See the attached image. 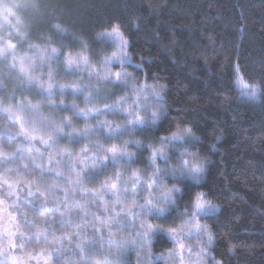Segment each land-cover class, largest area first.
Returning a JSON list of instances; mask_svg holds the SVG:
<instances>
[{
	"label": "trees",
	"instance_id": "trees-1",
	"mask_svg": "<svg viewBox=\"0 0 264 264\" xmlns=\"http://www.w3.org/2000/svg\"><path fill=\"white\" fill-rule=\"evenodd\" d=\"M40 1L31 42L22 47L24 55L32 53L33 47L43 49L49 36L58 41L59 36L52 26L60 24L68 30L64 42L72 45L71 49H64L65 54L69 50L74 54L79 52L82 41L88 45L90 60L96 63L106 46L100 39L101 34L111 31L114 25L119 26L124 39L129 42L127 53L131 64L127 67L145 82L157 83L164 88L163 114L154 126L132 132L118 129L109 137L99 121L119 123L116 115L105 113L87 119L73 115L81 109L86 112L88 107L84 102L86 89L80 86L83 80L78 78L79 75L66 73L62 63L49 61L41 66L42 62L37 59V74L45 81L49 70H55L54 94L49 97L46 93L41 94L35 85L22 83L18 71L7 66L9 58H1L0 81L4 86L0 88V109L13 106L16 115L14 106L18 102L39 105L40 115L54 124H61L66 117L70 119L71 128L64 126V133L73 132L80 138L69 140L64 135L58 140L57 147H45V155L33 163V152L22 150L19 143L23 139L15 136L20 126L14 118H8V113L0 111V174L15 179L19 171L21 179H30L42 166L63 173L54 181L58 183L63 179L74 180L76 171L80 172L82 168L84 173L81 175L99 169L91 179L78 184V189L64 185L69 195L79 198L86 192L83 196L90 198L103 185L115 181L117 172L122 173L119 187H122L124 177L132 178L134 172L146 179L153 171L149 166L151 150L159 149L161 139L171 136L177 128L187 127L198 138L189 142L187 148L204 160V171L199 184L189 178L170 180L184 195L176 200V208H170L169 221L175 217L172 226L181 224L186 216L176 213H191L190 197L194 192L202 191L214 207L212 212L200 217L213 234L209 248L211 257L219 264H264V0ZM238 78L249 85H261L260 98L243 95ZM61 88L67 91L61 94ZM72 88L80 89V93L72 95ZM119 92L118 87L113 86L107 93L109 98L102 97L96 106L112 102ZM86 129L89 130L87 137L84 136ZM41 135L47 138L45 132ZM137 141L144 145L143 150L134 143ZM113 146L118 151L134 154L132 161L129 163L128 157H124L120 163L113 164L108 160L101 166L95 164L97 167L94 168L89 163L82 167L85 161L79 162ZM85 147L87 152L82 151ZM4 153L14 154L4 156ZM69 155L76 161L75 170L70 167ZM169 159L176 165L174 155ZM8 169L10 171H6ZM54 174L55 171L50 175L46 172L45 176L54 178ZM58 184L56 192L61 196L64 191L60 188L61 183ZM20 195L22 199L17 202L18 206L11 210L23 230L31 232L35 228L26 222L25 213L28 220L34 219L36 226L42 228V214L46 210L41 213L39 204L44 197L39 194L27 197V189ZM32 201H35V208L31 206ZM53 206L64 207L59 199L50 197L47 207ZM118 217L116 220L129 225L127 216ZM149 221L154 226H169L155 216H150ZM112 226L121 228L115 222ZM55 232L58 235L59 231ZM91 235L96 237L94 233ZM147 246L152 255H158L170 251L173 243L157 233L152 235ZM120 264L136 263L130 253H122Z\"/></svg>",
	"mask_w": 264,
	"mask_h": 264
},
{
	"label": "snow or ice",
	"instance_id": "snow-or-ice-1",
	"mask_svg": "<svg viewBox=\"0 0 264 264\" xmlns=\"http://www.w3.org/2000/svg\"><path fill=\"white\" fill-rule=\"evenodd\" d=\"M12 31L15 32L16 36L20 38V40L27 39L28 29L27 26L24 24V21L20 18H16L15 24H9ZM55 30V34L59 36V40H53L51 36L46 38V46L40 51L43 53L40 57L41 66L43 63L48 61H55L57 63H62L65 65V72H83L88 70L89 77L95 76L97 78V85L104 83H111L114 85H124L127 86V81L124 80V77L130 76V73L123 71V65L125 60L128 58L127 48L129 46V42L124 39L123 34L119 28V26H113L110 32H107L106 35L112 38L113 42L117 44V48L115 51L112 52L111 56L106 58L103 61V72H96L92 69L90 63V56H89V48L87 43L81 41V50L77 53H73L71 50L65 54L64 49L68 48L71 49L72 45L69 43H65V37L67 35L68 30L62 27L60 24H55L52 26ZM76 40H80L79 37H73ZM58 45V46H57ZM17 48V44L12 42V38H6L3 35H0V58L7 59L9 54H12V63L9 65L10 69H14L18 71V75L21 79L22 83H27L29 86L35 85L36 87L40 88L41 94H47V96H52L54 93L52 91L53 87V79H54V69H50L48 72V80L45 81L43 76H34L32 75L35 72V64H34V57L32 56H23L17 57L15 55V51ZM64 57L61 60V57ZM117 61L121 65V71L116 73H111L110 68L113 65V62ZM136 67H139L137 65ZM114 76V78H113ZM238 83L241 87L242 93L251 96L253 99L257 95V88L255 85H249L248 83L244 82L242 78H238ZM3 82L0 81V88H2ZM135 88V85H133ZM146 87H151L147 85H140L138 92H143ZM67 91L66 88H61L60 92L63 94ZM154 95L156 97H160V92L152 89ZM80 93V89L73 88L71 89V94L76 95ZM86 101L91 99V95L85 97ZM126 102L124 98H121L120 102H117L115 105V109L119 110L120 103ZM62 103V102H61ZM54 106V105H52ZM16 111H23L28 112L31 114V118L26 120L24 117L20 115L14 114L13 106H9L7 108L0 109V111H4L8 113L9 119H15V122L20 125V132L17 135H23L25 139L29 141H36L39 142L45 147L51 149L58 146V140L67 135L69 140L78 139L80 138L77 134L76 136L73 135V132L64 133L63 128L64 126H68L71 128V120L67 117L61 124H54L53 122L49 121L47 118H44L39 113V105H33L31 103H23L18 102L15 106ZM72 108L75 109V104L72 105ZM105 109L108 111L113 110L112 105H105ZM99 112L100 110H95ZM93 110H88L85 112L84 109L79 110L78 112L74 111L73 115L77 117H82L87 119ZM126 114L131 115L130 112ZM157 113H153V120L152 125L154 126L156 123ZM128 123L130 125H143V121L139 116H137L134 120H129ZM43 130L47 136L45 138L44 135L37 136L36 133ZM134 130V129H133ZM89 130H85L84 136L87 137ZM118 131L117 129H110L108 135L111 137L115 135ZM198 139L197 137L193 136L190 129H184L183 132H174L170 137L162 138L161 144L164 146H168L169 144L176 143V142H191ZM127 143V142H126ZM137 144V147L143 150L144 145L140 142H134ZM31 150V149H30ZM37 153H40L39 149H36ZM83 152H87L88 148L85 147L82 149ZM110 154V156H109ZM4 156H11L12 153H4ZM42 156L43 153H40ZM188 156L189 158L181 159L177 157V168H168L164 167L161 168L157 165V160H163L165 163L169 160L168 154L163 150H151V155L149 159V166L153 167L155 170L150 174L151 180L145 182L144 184L141 183L139 176L137 173H133V177L135 178V182L132 184V203L135 204L136 202V191L138 188H144L145 186L149 190V196L151 197V190L153 188H158L159 193L156 197L153 198H146V203L141 205L140 207L144 210V212L152 213L157 219H162L165 223H168L169 226L167 228L162 227L161 225H152L146 224L145 222H141L140 227L142 229H146L143 231L142 234L138 233V235H142V238L145 242L151 241L153 233H159L162 236H167L169 239L173 240L178 248L181 251V264L184 262L183 252L187 250L189 254V258L193 255L192 249L190 247L186 248V245L183 243L184 239H188L191 236L195 235L198 240L204 245V247L200 248V252L196 253L197 262H199L202 256L205 254V247L212 245L213 243V234L208 230V225L201 224L197 218V216L204 210L207 205H210V201L205 199L206 193L202 191L194 192L189 200V206L191 207L192 211L189 213L188 211L185 212H177V216H186L188 219L184 220L180 225L179 228L172 226L175 223V217L169 221V216L171 215L170 207L176 208V200L178 198H182L184 195L182 189L173 185L171 188H167L162 184L163 177L166 175H172L174 178L183 180L185 178H191L197 184H199V174L204 171L203 161H193L191 157L194 155L192 153H181V156ZM128 157V162L130 163L134 158V154L127 153L125 151H118L115 146L106 150L105 155L103 157L104 161L111 159L113 164L120 163V161L124 158ZM69 159L71 161L70 167L72 170H75V163L76 161L71 160V156L69 155ZM87 157H84L79 160L81 164ZM52 157L49 156V161L51 162ZM33 163H36L35 159ZM59 164L60 161H57ZM25 169H27V165H24ZM10 171V169L6 170ZM55 171L56 177H61L63 175L62 172L56 171L52 168H44L40 167V171L36 176H32L30 179H21V173L17 171L16 178L9 177L5 174H0V190L6 188V191L0 192V264H50L52 253L54 249L48 247H40L38 250L31 246L32 240H35L37 244L40 243L41 237H44L45 244L48 243L47 241V230L38 228V230L34 233H28L27 238H25V233L21 230L20 226L16 223V216L15 213L11 210L18 206V201L22 199L21 193L27 189V197L36 196L39 194L40 197H44V199L39 204V209L41 213L45 210L51 212L53 209L47 207V201L50 197L59 199L56 189L59 187L58 183L52 182L49 183L50 177H46V172H53ZM99 172V169H94L92 173H87L85 175H81L84 173V169L82 168L80 172L77 173V179L75 181L76 184H82L84 179H91L94 175ZM129 178V179H132ZM122 180V173L117 172L115 176V181H110V183H106L102 187L105 191H108L109 188L112 194H116L120 191L118 182ZM69 184L72 183L71 180L68 181ZM43 188V190H42ZM128 189H124L121 192V195H125L127 197ZM94 198L99 196V193H94ZM65 199L68 197V192L65 191L64 193ZM15 197L13 200L12 198ZM27 197H23L26 199ZM102 199V197H101ZM120 195L116 197V203H120ZM87 203V201L85 202ZM163 204L164 206L161 207L160 205ZM32 207H36L35 201L31 202ZM56 210H59L58 208ZM125 215V216H132L133 221L131 224L127 225L132 227L135 225V218H138L143 213H135L131 210V208H122L120 213L117 215ZM26 222L29 225H36L37 221L28 220L27 214L25 213ZM99 219V217H97ZM113 221L119 225L120 227H124L125 225L120 221L116 220L113 217ZM71 223V220L68 221ZM63 223V221H61ZM105 227H109V224H105ZM109 240L111 244H117V241L112 239V234L109 232ZM19 241V243L17 242ZM92 243V242H89ZM80 248L81 252L83 253L84 247L82 244L77 245ZM122 247V245H121ZM17 249L19 250L17 252ZM96 264H101V262H96ZM103 264H120L119 260H109L108 257H105ZM213 264H218V262L213 261Z\"/></svg>",
	"mask_w": 264,
	"mask_h": 264
},
{
	"label": "rangeland",
	"instance_id": "rangeland-1",
	"mask_svg": "<svg viewBox=\"0 0 264 264\" xmlns=\"http://www.w3.org/2000/svg\"><path fill=\"white\" fill-rule=\"evenodd\" d=\"M16 5H17L18 17H20L24 21V24L27 26L28 29L27 39L20 40V38L16 36L15 32L11 30L10 25L5 26L0 24V35L5 36L6 38L9 37L12 38V42L17 44V48L15 51V55L17 57H23V56L34 57V64L36 68H35V72H33L32 75L38 77L39 74H37L38 71L37 59H40L43 53L40 51L39 47L37 46V48L33 47L32 53H27V54L25 53L24 55V53H22V47L24 46V44L31 42V38H32L31 31L34 27V18L36 14H39L38 12L40 11L39 7L41 5V1L16 0ZM15 23L16 21L14 22V24ZM106 33L107 32L101 34L100 36V39L106 45L105 49L100 53L101 54L100 58L96 61V63L90 60L92 69L100 73L103 72V61L109 56H111L112 52L115 51L117 48V44L114 43L112 38L108 37ZM8 58H9V62H6V64L9 67V65L12 63V54H9ZM129 64H131V61L128 55V58L125 60V63L123 65V71L130 73V76L124 77V80L127 81V86L114 85L111 83H104L98 86L97 78L95 76L89 77L88 70H85L83 72H73L79 75L78 78L80 77V79L83 80L80 86L86 89L84 92V102L85 104H88L87 111L93 110L90 116L92 115L102 116L105 113H108V114L116 115L118 117L116 118V121L118 120L119 123L108 121L107 122L108 124H104V122L106 121L104 120L99 121L100 124L104 125L108 133L110 129L118 128L126 132L128 131L132 132L142 127L151 126L153 120V113L154 112L157 113L156 122L163 114L162 93L164 91V88L158 85L157 83L150 84L142 80L139 77V74H136L135 71L127 67ZM110 71L113 74L121 71V65L119 64V62L114 61L113 65L110 68ZM133 85H135V88L133 87ZM140 85H147L151 87H146L143 90V92H138L136 89H138ZM113 86L118 87V89L120 90L119 92L120 94L116 98H114L112 102H108L106 104V105H112L113 110L112 111L106 110L105 105L102 104L100 105L101 107L96 106L102 97L105 100L109 98V95H107V93L111 88H113ZM152 89H155L156 91L160 92L159 98L154 95ZM89 95H91V99L86 101L85 97H88ZM121 98H124L126 102H121L119 110H116L115 105L117 104V102L121 101ZM97 109H99L100 111L96 112L95 110ZM126 110L127 112H130L131 115L126 114ZM16 115H20L24 117L26 120H29L31 118V114H29L28 112L17 111ZM137 116H139L141 120L144 122L143 125H139V124L135 126L130 125L128 121L134 120ZM113 124H115V127H113ZM184 129H188V128L187 127L177 128L174 132L182 133ZM19 132H16L15 136L23 139V141L19 143V146L22 147V150L31 153L33 152L32 154L35 160H38L43 155H45L44 154L45 145L41 144L39 140L29 141L25 139L23 135H17V133ZM43 132L44 131L41 130L36 134L37 136H40L41 134H43ZM38 142L39 144H36ZM188 143L189 142H176L169 144L168 146H164L161 144L160 148L157 150L163 149L168 154L169 157L174 155L176 165H173L170 162V159L167 161V163H165V161L163 160H157L156 162L157 165L161 168L164 167L177 168V171H179L177 165V157H180L181 159H186L189 157L186 155L181 156V153L194 154L192 151H190L187 148ZM36 149H39L40 153H43V155L41 156L40 153H37ZM104 155L105 152L98 151L97 153H94L92 155L90 154L89 157L86 156L87 159L85 160V163L82 167H86L87 163L91 164L92 165L91 167L93 168L97 167V165L101 166L103 163H105V161L103 160ZM191 159H193V161H203V166H204V160L196 157L195 154L191 157ZM154 170L155 169L153 168V171ZM78 172L79 171H76V173ZM50 173L52 172H48V175H50ZM201 174L202 173L199 174V180ZM74 178H75L74 180H71L72 181L71 184H69L68 181L64 179L63 181H58V183H61L60 188L64 191L61 196H58L60 203H62L64 207L60 208L58 206H53V208H51L53 209L51 212L45 211L42 214L43 223L42 222L41 223L43 224V226L41 229L47 230L48 243L45 244L44 237H41L39 244H37L35 240H32L31 242V246L33 248H36L37 250L40 247H48L54 249L50 264H96V262H101V264H103L105 257H108L109 260L120 261L122 257V253L123 254L130 253L132 261H134V263L136 264H158V263L181 264V251L173 240L170 239L171 242L173 243V248L170 251H167L165 253H160L158 255H152L151 251L147 246V242L143 240L142 235H138V233L142 234L143 231L146 230L140 227L141 222L150 224L149 217L154 216L150 212L147 213L144 212V210L140 206L146 203V198L156 197L159 193L158 188H153L151 190V197L149 196V190L147 189L146 186L142 189L138 188L135 194L137 199L135 204H133L131 196H132V184L135 182V178L129 179L128 177H124V183L122 184V187H119L120 191L117 192L116 194H112L110 188L108 191H105L104 188H102L100 189L99 192H96L99 193V196H96L95 198L94 195L93 197L90 198L83 196L84 194H86L85 192L79 198L78 196L76 197L75 195L68 194L67 199H65L64 193L67 190L64 185H68V186L72 185L74 186L73 187L74 189L79 188L78 184L75 183L77 179L76 175L74 176ZM151 178H152L151 175H149L147 176L146 179L140 178V181L142 184H144L145 182L150 181ZM56 179L59 178L55 176L54 180L49 179V182L52 183ZM173 179L176 178H174L172 175H166L163 177L162 184L167 188H171L175 184L170 181ZM124 189H128V192L126 194L128 198H125L124 195V200H123L122 199L123 195H121V192H123ZM117 195H120V200H121L120 203H116ZM71 197H72V201L70 202L69 199H71ZM86 201L87 203H85ZM121 206L122 208L130 207L131 210L135 213H143L138 218H135L134 226L129 227L127 226V224L126 225L124 224L125 226L121 227L120 229L113 228L112 226L114 224L113 217H115V219L119 218L117 213H120L122 209ZM160 206L163 207L164 205L161 204ZM57 208L59 210L56 211ZM213 210L214 207L212 206V204L207 205L204 208V210L197 216L196 219H198L201 224H205L200 220V217L212 212ZM97 217H99V219H97ZM127 217L129 220L128 223L131 224L133 221V217L132 216H127ZM186 219H188V217H186L184 220ZM69 220H71V223L68 222ZM61 221H63V223H61ZM16 223L25 233V238H27L28 233H34L39 228V226L35 225V228L31 232H27L23 230L22 225L19 223L17 217H16ZM106 223L109 224V227H105ZM55 225H57V227ZM179 225L177 226V228H179ZM122 229H124V232L122 231ZM55 230L59 231L58 235L56 234ZM109 232H111L112 239L116 240L117 244L110 243ZM92 233H94L96 237L91 235ZM154 234L157 233H153V235ZM17 242L19 243V241ZM183 243L186 245V248L190 247L193 252V255L190 258L187 250L183 252V257H184L183 264H213V261H216L211 257L209 253V248L211 247L210 245L205 247V254L202 256L201 260L197 262L196 253H199L200 248L204 247V245L198 240V238L195 235L191 236L188 239H184ZM78 244L83 245L84 247L83 253L81 252L80 248L77 247ZM18 251L19 250L17 249V252ZM33 264H35V262H33Z\"/></svg>",
	"mask_w": 264,
	"mask_h": 264
},
{
	"label": "clouds",
	"instance_id": "clouds-1",
	"mask_svg": "<svg viewBox=\"0 0 264 264\" xmlns=\"http://www.w3.org/2000/svg\"><path fill=\"white\" fill-rule=\"evenodd\" d=\"M17 17L16 0H0V24L5 26L14 24ZM255 86L257 88V95L254 99L258 100L262 94L261 85L256 84ZM210 203H212V201H210Z\"/></svg>",
	"mask_w": 264,
	"mask_h": 264
}]
</instances>
